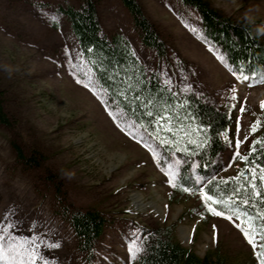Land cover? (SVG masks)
<instances>
[{"label":"rangeland","instance_id":"1","mask_svg":"<svg viewBox=\"0 0 264 264\" xmlns=\"http://www.w3.org/2000/svg\"><path fill=\"white\" fill-rule=\"evenodd\" d=\"M79 1L0 0V80L18 119L12 130L0 124V264H33L28 256L33 251L34 264H138L143 230L171 224L172 237L199 256H218L222 264H261L252 220L221 211L205 200L201 187L209 176L237 178L242 155L264 126V79L236 77L205 36L197 12L179 0L139 1L175 52L193 65L186 72L159 60L141 42L120 0H97L102 28L121 33L148 70L158 71L169 86L207 93L231 113L214 167L203 177L193 165L190 174L198 189H179L180 158L163 157L136 124L105 105L59 11ZM208 1L225 15L251 22L264 39V0ZM12 138L26 152L41 151L42 167L24 168ZM44 169L55 178L44 179ZM57 178L66 207L95 206L104 212L91 261L78 250L65 213L53 202Z\"/></svg>","mask_w":264,"mask_h":264},{"label":"trees","instance_id":"2","mask_svg":"<svg viewBox=\"0 0 264 264\" xmlns=\"http://www.w3.org/2000/svg\"><path fill=\"white\" fill-rule=\"evenodd\" d=\"M120 1L131 13L141 42L159 60L172 63L183 72L193 68L175 52L139 0ZM179 1L197 12L205 36L222 52L235 76L264 79V39L251 22L221 13L208 0ZM96 3L97 0H80L77 6H60L59 11L69 21L80 53L104 94L105 105L119 109L136 124L158 145L163 157L177 155L181 164L176 187L197 190L190 169L195 165L200 176L209 174L225 147L220 134L230 128L231 113L207 93L169 86L158 71L148 70L121 33H107L102 28ZM6 91L0 80V124L12 130L18 119L5 99ZM21 141L14 138L9 141L17 161L27 170L42 167L45 157L41 151L31 147L26 152ZM241 159L236 179L209 176L201 188L221 211L252 220L259 231V253L264 254V126ZM245 168L252 172L243 174ZM52 176L44 169V179L52 180L55 178ZM52 197L57 210L65 213L78 250L91 261L95 241L105 224L104 212L95 206L66 207L59 181L57 193ZM173 228L171 224L143 230L138 264H222L218 256L214 259L209 253L199 256L175 240ZM259 256L264 259V255Z\"/></svg>","mask_w":264,"mask_h":264},{"label":"snow or ice","instance_id":"3","mask_svg":"<svg viewBox=\"0 0 264 264\" xmlns=\"http://www.w3.org/2000/svg\"><path fill=\"white\" fill-rule=\"evenodd\" d=\"M244 79H247V77H243ZM261 107L264 108V102H261ZM255 130V129H253ZM170 184L173 183L172 179H169L168 181ZM205 200L206 201H211L212 200V197L207 195V193H205ZM209 209L211 211H215L214 208H212L211 204L208 205ZM218 215H223V213H217ZM229 219H231V217H228ZM237 227H239V225H237ZM244 235L246 237L249 238V242L251 243L252 242V237L249 235V232L247 230L244 231ZM255 247V245H253ZM262 247H264V245H262ZM33 248H35V242H33ZM257 255H264L262 253H257ZM28 256H29V259L33 261V264H34V259L36 257V252L33 251V252H30L28 253ZM0 258H2V250H0ZM261 264H264V259L261 260Z\"/></svg>","mask_w":264,"mask_h":264},{"label":"water","instance_id":"4","mask_svg":"<svg viewBox=\"0 0 264 264\" xmlns=\"http://www.w3.org/2000/svg\"><path fill=\"white\" fill-rule=\"evenodd\" d=\"M242 173H243V174H245V173H246V171H243Z\"/></svg>","mask_w":264,"mask_h":264}]
</instances>
